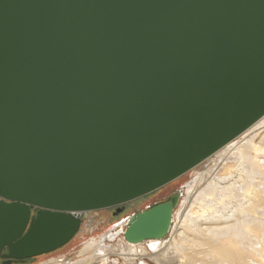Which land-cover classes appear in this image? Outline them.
<instances>
[{
	"label": "water",
	"instance_id": "obj_1",
	"mask_svg": "<svg viewBox=\"0 0 264 264\" xmlns=\"http://www.w3.org/2000/svg\"><path fill=\"white\" fill-rule=\"evenodd\" d=\"M264 117V0H0V259L68 245ZM183 193L128 217L164 240Z\"/></svg>",
	"mask_w": 264,
	"mask_h": 264
},
{
	"label": "bare ground",
	"instance_id": "obj_2",
	"mask_svg": "<svg viewBox=\"0 0 264 264\" xmlns=\"http://www.w3.org/2000/svg\"><path fill=\"white\" fill-rule=\"evenodd\" d=\"M240 137L245 141L241 146L240 141L236 139L235 143L233 141L218 151L212 156L213 158L207 160L208 162H204L205 165L207 164V172L200 174L195 181L187 185V199L181 202L182 206L179 210L182 212L180 227H173L176 216H179V212H175L172 228L164 240L130 244L120 236L117 223L106 235L87 241L81 254L85 256L89 252H95L93 256L72 264H120V260L126 264H149L146 260L162 263L164 262L162 255L165 254L163 252L169 246L168 244L171 246L167 251L173 249V244L176 245L179 240L183 239L184 235L180 231H184L185 228L196 235L204 231L206 241L212 245V249L203 261L198 262L195 258L186 255L184 256L186 261H180V264H250L255 258L259 259L255 262L256 264H264V199L261 200L257 192L253 194L252 207H246L243 210L245 217L240 218L237 223L215 221L203 230L200 227L197 231L192 227L188 228V223L193 222L191 218L205 216L209 213L210 208L207 207L206 201L211 199L216 189L219 188L218 179L229 175L236 168L237 156L253 170V174L264 181V117ZM230 150L234 152L232 155H229ZM262 185L264 187V184ZM182 207L186 209L182 211ZM90 213L91 216L94 214V212ZM91 220V217L87 216L81 229H84ZM169 236L172 240L175 236L173 243H171V238L168 239ZM120 242L129 247L126 249L122 246L119 253H115L112 247ZM114 256H118V259H113Z\"/></svg>",
	"mask_w": 264,
	"mask_h": 264
},
{
	"label": "rangeland",
	"instance_id": "obj_3",
	"mask_svg": "<svg viewBox=\"0 0 264 264\" xmlns=\"http://www.w3.org/2000/svg\"><path fill=\"white\" fill-rule=\"evenodd\" d=\"M242 137L239 139L237 138L236 140L240 141V146L245 142L241 140ZM236 141H234V143ZM233 151H235V149ZM233 151L230 150L229 155H232V153H234ZM236 158V168L229 175L218 179L219 188L216 189L212 198L207 199L206 201L207 207L210 208L209 213L205 216L191 218L193 222L188 223V228L192 227L197 231L198 227H200V229L203 230L208 228L209 224L211 225V223L215 221L221 223L231 222L235 224L240 218L243 219L245 217L243 210L246 209V207H252V201L254 199L253 194L255 192H257L261 200L264 199V187L262 185L264 184L263 179L260 180V177L253 174V170L248 168L247 164H245L243 160H240L238 156ZM205 163L163 189L125 205L122 208V213L118 214L119 216L115 215L117 211L116 208L95 212L91 216V222L84 229H81L77 236L65 247L51 254L28 259L24 262H18L16 264H72L75 262L77 263L84 258L93 256L95 252H89L85 256H82L81 254L85 245L88 243L87 241L92 238H99L106 235L108 231L111 230L112 226L126 219L130 215L144 211L156 203L165 201L169 196L178 195L180 192L183 193V200H181L183 203V201L187 199V185L195 181L200 174L207 172V164L205 165ZM248 192H250V194H248ZM182 203L176 209V213L181 210ZM185 209L186 207H182V211ZM178 214L179 216H176L173 224V227L175 226L176 228L180 227L182 212H179ZM180 233H183V239L179 240L176 245L173 244V249L167 251V249L171 246V244H168L169 246L165 249V252H163L165 253L162 255L164 262L162 261L161 263V261L155 262L152 260H146V262L149 264H180V261H186L184 260V256L186 255L188 257L195 258L198 262L201 260L203 261V259L206 258V254H208L212 249V245L206 241L205 232L203 231L201 233H197L196 235L189 232L187 228H185L184 231L181 230ZM170 236L168 239L171 238ZM173 240L171 238V243H173ZM122 246L126 247V249L129 247L128 245L120 242L116 246L112 247L114 249L113 251L115 253H119ZM112 258L118 259V256H114ZM257 260L259 259L255 258L251 260L250 264H256L255 262ZM0 264H3L2 259H0ZM120 264L125 263L120 260Z\"/></svg>",
	"mask_w": 264,
	"mask_h": 264
},
{
	"label": "built area",
	"instance_id": "obj_4",
	"mask_svg": "<svg viewBox=\"0 0 264 264\" xmlns=\"http://www.w3.org/2000/svg\"><path fill=\"white\" fill-rule=\"evenodd\" d=\"M95 213V212H94ZM90 214H92V213H90ZM89 213H88V215L87 216H89V217H91V215H90ZM87 219V218H86ZM127 220H128V217L126 218V219H124V220H122L121 222H119L117 225V229L119 230V231H121V232H124L125 231V229H126V222H127ZM121 237H122V239H123V235H120ZM125 241V240H124ZM126 242V241H125Z\"/></svg>",
	"mask_w": 264,
	"mask_h": 264
},
{
	"label": "flooded vegetation",
	"instance_id": "obj_5",
	"mask_svg": "<svg viewBox=\"0 0 264 264\" xmlns=\"http://www.w3.org/2000/svg\"><path fill=\"white\" fill-rule=\"evenodd\" d=\"M172 196H174V195H172ZM172 196H169L165 201H167L170 197H172ZM164 202V201H163ZM121 214V213H120ZM119 216V215H118ZM123 261V260H122ZM2 262H4V260H2ZM124 262V261H123ZM18 263V262H17ZM125 263V262H124ZM136 263V262H135ZM12 264H16V263H12ZM126 264V263H125Z\"/></svg>",
	"mask_w": 264,
	"mask_h": 264
}]
</instances>
